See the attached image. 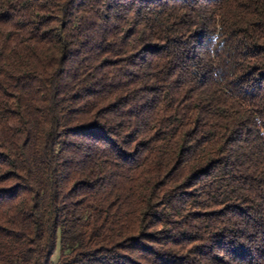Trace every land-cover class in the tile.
Masks as SVG:
<instances>
[{"label": "trees", "instance_id": "trees-1", "mask_svg": "<svg viewBox=\"0 0 264 264\" xmlns=\"http://www.w3.org/2000/svg\"><path fill=\"white\" fill-rule=\"evenodd\" d=\"M0 264H264V0H0Z\"/></svg>", "mask_w": 264, "mask_h": 264}, {"label": "rangeland", "instance_id": "rangeland-1", "mask_svg": "<svg viewBox=\"0 0 264 264\" xmlns=\"http://www.w3.org/2000/svg\"><path fill=\"white\" fill-rule=\"evenodd\" d=\"M56 256H57V255H55V256L53 257L54 260H56Z\"/></svg>", "mask_w": 264, "mask_h": 264}]
</instances>
